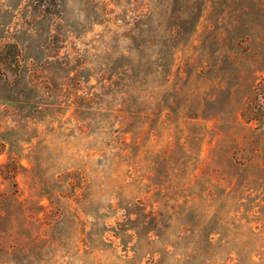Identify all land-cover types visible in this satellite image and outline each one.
<instances>
[{
    "label": "rangeland",
    "instance_id": "obj_1",
    "mask_svg": "<svg viewBox=\"0 0 264 264\" xmlns=\"http://www.w3.org/2000/svg\"><path fill=\"white\" fill-rule=\"evenodd\" d=\"M0 264H264V0H0Z\"/></svg>",
    "mask_w": 264,
    "mask_h": 264
}]
</instances>
